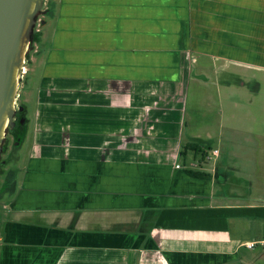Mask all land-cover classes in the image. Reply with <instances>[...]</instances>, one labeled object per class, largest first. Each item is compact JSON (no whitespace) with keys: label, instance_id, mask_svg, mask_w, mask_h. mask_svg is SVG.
Here are the masks:
<instances>
[{"label":"crops","instance_id":"crops-1","mask_svg":"<svg viewBox=\"0 0 264 264\" xmlns=\"http://www.w3.org/2000/svg\"><path fill=\"white\" fill-rule=\"evenodd\" d=\"M53 5L27 62L37 110L2 264H264V196L230 164L264 165V0ZM210 85L215 138L186 120L190 87L200 107Z\"/></svg>","mask_w":264,"mask_h":264},{"label":"rangeland","instance_id":"rangeland-1","mask_svg":"<svg viewBox=\"0 0 264 264\" xmlns=\"http://www.w3.org/2000/svg\"><path fill=\"white\" fill-rule=\"evenodd\" d=\"M46 2L47 0L44 3V6L42 8L43 10L45 9ZM45 15L46 13L38 17L37 25L35 27L36 31L42 28H43V32L46 30V26L44 25L41 26V20ZM52 15H50L49 18H51ZM33 49L34 47L32 48V50ZM32 54L33 52H31V55ZM25 65H26V71H28L30 64L27 63ZM24 74L22 76L21 86L18 94V102H20L21 104L24 103L27 106V110H26V118L28 119L27 134L21 143L19 142L13 143L12 141H10V144L8 146V152H4L1 156L2 159H6V162L4 163L3 168L0 170V182L2 183L6 175H10L9 180L10 179L12 180V184L10 185L9 190L3 188V185H0L1 220H3V218L6 216L4 211H5V206L8 204L7 200L14 194V191H16V186L19 183V180L21 179V173L19 168L22 167L25 161L27 162V159L32 150L31 137L33 135L34 126H35V113L37 110V101H38V87H37L36 78L32 75L33 73L32 74L30 73L29 79L27 81L24 79ZM250 89H251L250 86H247V88H244L241 91L234 89L231 92H227V93L233 94V97L235 96V98L238 100L243 99L244 101H246L247 99L252 98V95L250 94L251 93ZM196 91H197V87L195 86L190 87V93H189L190 96L188 98L189 110L187 111L186 120L190 125H193L195 127L199 125V123L195 122V120H200V118L207 119L208 120L207 123L209 124V129H205V132L202 133V135H204V137L211 136L215 138L217 131L219 129L217 128V123L220 118V114H218L217 109L214 108L218 104L216 89L213 88L212 85H210L205 89L206 97L203 99V101H205V104L200 105V107L198 106L195 107L193 105V103L196 102V99L200 98L198 92ZM261 91H262L261 96H257L256 99H258L259 102H264V85L262 86ZM209 105H213V107H209ZM220 108L221 106L219 104V109ZM212 109H216L214 113L211 111ZM259 116L264 117V111H261L259 113ZM248 126L254 127L257 130L258 129L263 130L262 125L260 126L255 123H248ZM211 142L212 143L214 142L213 145H215L216 140L213 139ZM210 162H212V160ZM230 164H233L232 168L238 169V171L236 172V178L237 179L241 178L242 180L240 182V185L238 186L240 189L251 193L250 195L252 197L264 196V165H260L259 163L253 160L243 161L240 159L231 161ZM2 245L3 243L2 241H0V251L2 250ZM263 261L264 260L260 259L258 260V263Z\"/></svg>","mask_w":264,"mask_h":264},{"label":"water","instance_id":"water-1","mask_svg":"<svg viewBox=\"0 0 264 264\" xmlns=\"http://www.w3.org/2000/svg\"><path fill=\"white\" fill-rule=\"evenodd\" d=\"M45 1L0 0V157L7 133L16 125V114L24 109L18 105L22 72L38 17L46 12Z\"/></svg>","mask_w":264,"mask_h":264},{"label":"trees","instance_id":"trees-1","mask_svg":"<svg viewBox=\"0 0 264 264\" xmlns=\"http://www.w3.org/2000/svg\"><path fill=\"white\" fill-rule=\"evenodd\" d=\"M53 7H54V5H53V0H47V2H46V6H45V13H46V15L43 17V19L41 20V26L42 25H45V24H47L48 23V21H49V16L50 15H52V13H53ZM47 16H48V18H47ZM37 35H39L38 34V31H34V34H33V37H32V43L34 42V41H36V39H37ZM28 62V61H27ZM29 76H30V73H29V71H26V73L24 74V79L27 81L28 79H29ZM23 107H24V109H23V111H21L22 112V114L26 117V110H27V106H26V104H24V103H22L21 104ZM27 123H28V119L26 118V120L24 121V123L21 125V127H19V128H17V125H15V127H14V129L13 130H11V133H13L15 136H16V138H17V140L19 141V143H21L23 140H24V138L26 137V134H27V127H28V125H27ZM198 147L196 146V148L195 149H197ZM206 156V155H205ZM189 173L190 174H192V175H201L199 172H197V171H193V170H191V171H189ZM3 188H5V189H8L9 188V184H7V182L5 181L4 183H3Z\"/></svg>","mask_w":264,"mask_h":264},{"label":"flooded vegetation","instance_id":"flooded-vegetation-1","mask_svg":"<svg viewBox=\"0 0 264 264\" xmlns=\"http://www.w3.org/2000/svg\"><path fill=\"white\" fill-rule=\"evenodd\" d=\"M19 103L20 102H18V105H21V103L20 104ZM22 120H23V122H22ZM25 120H26V117L22 114L21 111H18L16 114V117H15L17 128L21 127V125L24 123ZM10 141H12L13 143L19 142L17 140L16 136L13 133H11V130L8 131L7 137L4 141V146H6V149L3 151V153L8 152V146L10 144ZM5 162H6V159H2V157H0V170L3 168V165ZM9 177H10V175H6V177L4 179L7 180ZM2 183L0 185H2ZM0 220H1V218H0ZM0 264H2L1 251H0ZM7 264H14V260H10ZM21 264H44V262L42 260L34 257L32 260H26V259L22 260Z\"/></svg>","mask_w":264,"mask_h":264},{"label":"built area","instance_id":"built-area-1","mask_svg":"<svg viewBox=\"0 0 264 264\" xmlns=\"http://www.w3.org/2000/svg\"><path fill=\"white\" fill-rule=\"evenodd\" d=\"M25 64H27V62H26ZM25 71H26V65L23 67L22 76H23L24 73H26ZM218 153H219L218 149H216V150H214V151L212 152V154H213L214 156H216ZM208 159L211 160V159H213V157L210 156V157H208ZM208 164H209V163H208ZM176 166L178 167L179 165H176ZM254 245H255V242H249V243L247 244V246H248L249 248L254 247Z\"/></svg>","mask_w":264,"mask_h":264}]
</instances>
